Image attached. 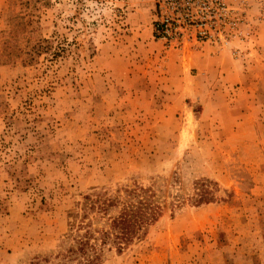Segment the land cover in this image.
<instances>
[{"label": "rangeland", "instance_id": "1", "mask_svg": "<svg viewBox=\"0 0 264 264\" xmlns=\"http://www.w3.org/2000/svg\"><path fill=\"white\" fill-rule=\"evenodd\" d=\"M225 2L234 29L169 49L154 0H0V264L53 257L84 196L134 186L161 216L102 264H264V0Z\"/></svg>", "mask_w": 264, "mask_h": 264}, {"label": "trees", "instance_id": "2", "mask_svg": "<svg viewBox=\"0 0 264 264\" xmlns=\"http://www.w3.org/2000/svg\"><path fill=\"white\" fill-rule=\"evenodd\" d=\"M51 48L50 43L44 39L35 43L27 52L24 64L35 62L42 54H50ZM208 183L201 181L195 186L193 204L214 201L215 190L209 189ZM110 209H118V214L109 218L107 227L102 230H91L90 221H83L91 212L105 216ZM83 211L78 222L75 221L76 216H73L74 221L69 224V231L85 229L84 233L74 237L73 244L53 257H35L32 264H102V249L109 251L113 248L119 254L134 240L144 238L148 228L161 216L162 208L150 188L134 186L117 190L113 196H108L106 192L86 195Z\"/></svg>", "mask_w": 264, "mask_h": 264}, {"label": "built area", "instance_id": "3", "mask_svg": "<svg viewBox=\"0 0 264 264\" xmlns=\"http://www.w3.org/2000/svg\"><path fill=\"white\" fill-rule=\"evenodd\" d=\"M154 35L166 48H182L192 36L195 43L216 42L221 30L235 27V12L225 0H154Z\"/></svg>", "mask_w": 264, "mask_h": 264}]
</instances>
